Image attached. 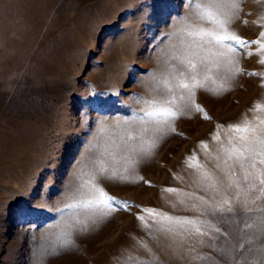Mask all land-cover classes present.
Returning <instances> with one entry per match:
<instances>
[{
	"label": "rangeland",
	"instance_id": "1",
	"mask_svg": "<svg viewBox=\"0 0 264 264\" xmlns=\"http://www.w3.org/2000/svg\"><path fill=\"white\" fill-rule=\"evenodd\" d=\"M262 34L264 0H0V264H264ZM235 124L234 212L166 238L147 210L193 216L179 201L239 146ZM99 190L122 205L86 207Z\"/></svg>",
	"mask_w": 264,
	"mask_h": 264
},
{
	"label": "snow or ice",
	"instance_id": "2",
	"mask_svg": "<svg viewBox=\"0 0 264 264\" xmlns=\"http://www.w3.org/2000/svg\"><path fill=\"white\" fill-rule=\"evenodd\" d=\"M223 27V25H221ZM187 35L189 37L197 38L199 41L211 44L212 42L220 43L223 41H232L238 46H243L247 41L241 40L235 34H224L220 35L213 31H205V30H193L188 31ZM264 35V34H262ZM196 47L195 41L187 46L185 59H187V55H195V51L192 50ZM184 62L183 60L181 61ZM187 64L192 68H196V64L192 62L191 59H187ZM184 87H188L187 84ZM198 111H203L200 106H196ZM146 115L150 118L161 117L166 122L170 119H175L178 113L173 112L169 109H156L154 111H150L146 113ZM207 118V117H206ZM229 128L236 134V140L240 142L239 146L236 144H232L231 147L221 146V153L223 155V159L220 157L217 158V162L214 167L216 171L211 169L200 171L198 173L197 179L193 181V184L199 189V192L203 193L202 195H198L194 192L184 193L185 198L179 201L182 209L184 211H191L194 213L193 216H177L170 215L166 212L158 211L155 209L147 210L149 216L153 217V223L158 226V230L166 237V238H174V237H204L209 233L207 228L211 227L210 221L208 217H215L217 214L224 213H232L234 212L233 204L235 200L228 199V194L230 191L235 189L236 192V200H239L241 186L234 179L235 166L239 165L241 169L245 167V151H247L246 145H244V141L246 140V133L249 131V128L246 124H235L229 125ZM231 143V142H230ZM154 146V145H153ZM147 151V150H145ZM233 162V163H230ZM264 163V161H261ZM226 166V167H225ZM189 167H197L196 165L189 164ZM203 168V166H199ZM249 177L247 175L244 176V181L247 184ZM259 184L264 186V179L259 180ZM256 189V185H251L246 191L245 194L249 195L254 193ZM168 192H177V189L168 188L166 189ZM261 193L264 194V187L260 189ZM255 199H260V196L254 197ZM123 202L119 200H115V198L110 197L105 191L99 190V198L94 200H89L87 206H104L108 209H113L115 206L122 205ZM129 207H133V205H129ZM145 211V210H141ZM246 211L251 212L253 209L247 208ZM260 211H264V209H260ZM138 219H143V217H138ZM253 224H255L259 230L264 231V215L258 216L253 220ZM253 224H249V227H252ZM218 231V229H217ZM68 242H66L67 244ZM201 243L203 241L201 240Z\"/></svg>",
	"mask_w": 264,
	"mask_h": 264
}]
</instances>
